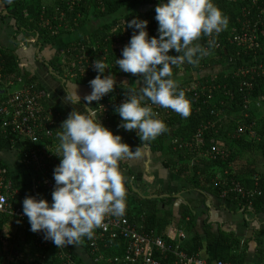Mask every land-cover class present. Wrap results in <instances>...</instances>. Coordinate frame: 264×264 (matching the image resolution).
<instances>
[{
  "label": "trees",
  "instance_id": "trees-1",
  "mask_svg": "<svg viewBox=\"0 0 264 264\" xmlns=\"http://www.w3.org/2000/svg\"><path fill=\"white\" fill-rule=\"evenodd\" d=\"M254 1L255 3H252L253 0H213V3L228 17V26L218 35H215V42L209 49V54L201 58L198 64L184 63L178 67L173 66L172 78L174 80L176 76L183 73L196 75L195 79L198 85L205 88L203 95H199L197 98L194 96V91L186 92L183 90L185 86L190 85L189 81L192 77L187 81L175 80L178 86L182 85L180 90L184 91L185 97L190 103V115L185 118L167 108L168 114L166 113L162 117V121L167 126V132L162 133L154 140L145 142L140 141L135 130L125 131L122 127H117L121 123V118L114 109L121 104L118 101L119 96L132 90L138 92V87H129L124 84L116 85L113 92L105 95L99 102H110L109 119L102 124L111 129L114 134L121 135L122 141L129 144L133 150L141 146H147L151 151L166 149L168 154L170 152L174 155V158H168L165 161L171 170H175L179 176L193 181L195 185L207 187L206 189H210L215 196H221L222 190L228 187L226 184H229V179L239 182L245 189H256L257 193L251 199L250 204H246L244 199L232 193H227L225 198L259 212L264 210V118H257L259 109L255 103L264 104V74L258 72L250 76L236 73L239 67L249 68L259 64L264 66V0ZM3 2L9 15L16 20L18 28H22L31 34H37L41 43L44 41L54 42L64 34L68 36L69 40L58 45L54 57L48 61V66L52 67L53 72L58 76V80L65 81L64 85L66 82H72L89 86L88 82L97 75V72L90 66L92 61L96 59L104 61L110 67L104 75L110 72L114 76L141 80L137 74L122 72L119 70V66L115 65L116 58H120L122 48L133 34L132 29L127 27V21L133 17L147 20L149 36H158L155 7L160 0H79L72 5L71 9L68 8L66 0H52L50 2L47 0H3ZM53 7H55L54 12H49ZM44 8L51 18L49 26H56L57 19H60L59 17L63 13L62 27L56 33H51L47 27L40 25ZM243 9L248 10L246 17L242 16ZM118 14L119 16H117ZM259 16L262 17L263 24L256 22ZM254 24H257V46L252 49H243L229 42L228 39L232 34L241 33L242 29H251ZM82 29L86 34L78 35ZM76 35L78 36L73 38ZM212 39L213 37L210 36V40ZM206 40L207 37L201 35L199 40L194 41V43H199L206 48L208 47ZM169 54L176 55L177 53L170 50ZM225 65H231L232 68L217 70L214 76H206V69L218 66L225 68ZM18 77L27 87L37 90L45 89L36 78L21 72L17 56L13 50L0 47V88H3V83L16 82ZM208 88L213 89L210 100L205 98ZM45 99L43 103H46ZM95 106L93 102L90 105L92 109ZM53 108L62 116L59 109L55 106ZM212 109L214 112H211ZM208 122L209 125L204 129L201 136V149L205 150L211 145H215L219 150L227 152L225 158L220 157V155L207 159L198 158L195 149L191 146L172 148L170 144L172 139L176 138L181 143H189L198 129ZM60 125L58 124V127L55 128L57 133L62 131L59 128ZM250 125L255 132L254 137L249 136L250 138H247V132L234 136L233 133L237 128L247 129ZM24 150L27 152L28 146ZM245 153L248 159L242 160ZM217 171L222 173L223 179L227 182L224 186L221 185L219 179L214 180ZM44 197L51 203V193L45 192ZM142 204H144L142 216L134 219V221L131 219L137 225L138 231L145 234L160 235L168 246L175 247L174 240L161 234L166 222L163 218L158 217L159 211L154 202L144 200ZM166 214L170 215V212ZM24 223L30 229L29 222ZM204 235L203 243L198 237H194L190 245L179 248L190 255H195L201 250L203 244L217 243L233 248L238 241L222 232L215 236L209 229L204 230ZM216 237L217 240H215ZM81 239L85 241L84 246L87 252L90 255L93 253L95 255L97 249L94 250L90 245L92 238L83 237ZM39 249L38 255H36L37 253L32 254L36 256L35 260L31 259L33 256L28 258L29 264H45L43 256L47 249L45 246ZM110 252L115 254L119 251L111 250ZM66 253L70 258L64 261L63 259L67 256L62 257L57 249L54 250L51 256V264H70V262L82 264L78 257L72 255L71 251H66ZM157 253L154 256L159 258L160 255ZM167 258L168 260H163L162 264L167 263V261H169L168 264H171L172 256ZM227 260L235 264H243L242 258L236 254H230Z\"/></svg>",
  "mask_w": 264,
  "mask_h": 264
},
{
  "label": "clouds",
  "instance_id": "clouds-1",
  "mask_svg": "<svg viewBox=\"0 0 264 264\" xmlns=\"http://www.w3.org/2000/svg\"><path fill=\"white\" fill-rule=\"evenodd\" d=\"M155 20L158 36L151 37L147 20L133 17L127 21L133 34L115 61L120 71L141 74L143 81L138 92L132 90L114 109L121 118L117 127L135 130L145 142L168 131L145 101L188 117L190 103L172 78L173 66L198 64L209 54L215 35L228 26V17L213 0H160ZM201 35L213 37L207 48L194 43ZM170 50L177 54L170 55ZM92 67L97 75L88 82L90 93L83 96L87 113L73 109L57 133L59 144L54 154L60 162L53 169L51 203L35 196H26L22 201L30 231L42 232L44 239L57 248L75 245L83 237L91 239L106 215L124 214L126 190L118 162L139 154L137 147L133 150L91 111V103L113 92L116 84L110 72L104 75L110 69L104 61L96 59ZM78 87L77 83H66L65 103L81 105Z\"/></svg>",
  "mask_w": 264,
  "mask_h": 264
},
{
  "label": "crops",
  "instance_id": "crops-1",
  "mask_svg": "<svg viewBox=\"0 0 264 264\" xmlns=\"http://www.w3.org/2000/svg\"><path fill=\"white\" fill-rule=\"evenodd\" d=\"M81 34L86 32L82 29L78 32V35ZM68 40V36L64 34L54 42L41 43L37 34L18 28L16 20L9 15L3 0H0V47L13 50L21 72L33 76L45 88L41 89L48 95L46 103L55 106L62 113L60 124L73 109L87 113L85 106L88 105L83 106L85 104L83 96L91 91L89 86L78 84L81 105L74 106L63 100L65 81L58 80L52 67L48 66V61L54 57L56 47ZM113 77L116 81L115 86L124 84L137 88L143 85L142 80L114 75ZM2 86L0 101H4L1 99H6L7 94L18 88V84L7 86L3 83ZM96 103L93 101L94 105ZM96 116L101 123L107 122L97 114ZM54 140L58 142V137H54ZM26 146L27 143L22 137L0 127V170H3L0 179L3 185L8 184L7 188L2 187L1 192L7 194L10 205L20 207L21 210L22 201L26 196L46 199L44 194L47 192L41 184L43 175L39 170L40 163L28 165L24 162ZM138 150V155L134 154L118 162L126 190V212L130 220L134 221L142 216L144 210L142 202L150 200L158 208V217L166 222L161 234L174 240L179 247L190 245L194 237H198L203 243L204 230L209 229L215 236L222 232L234 237L238 240L237 245L229 248L217 243L203 244L198 251L200 257L211 262L217 259L229 261L227 258L230 254H236L242 258L243 264H264V210L255 212L248 206L225 196H215L210 189H206L207 187L195 185L193 181L179 176L165 164L168 158H174L166 149L151 151L149 147L141 146ZM197 157L207 159L203 156ZM47 162L49 160H44V163ZM219 172L215 174L214 180L221 181L220 178H224ZM168 212L170 215L166 214ZM24 222H28V218L21 219L0 212V264H29L28 258L33 256L31 259L35 260L36 256L32 254H39V248L43 245L37 239L34 240L35 233L30 231ZM136 228L139 230L137 225ZM84 243L85 241L81 239L75 245L57 248L50 242L45 246L47 249L43 256L45 264H51V256L56 249L60 256H67L64 261L70 258L66 251H71L82 264H120L113 262V257L120 253L121 240L118 241L117 249L105 247L104 243L98 242L95 255L87 252ZM111 250L119 252L111 254Z\"/></svg>",
  "mask_w": 264,
  "mask_h": 264
},
{
  "label": "built area",
  "instance_id": "built-area-1",
  "mask_svg": "<svg viewBox=\"0 0 264 264\" xmlns=\"http://www.w3.org/2000/svg\"><path fill=\"white\" fill-rule=\"evenodd\" d=\"M102 1V0H98ZM69 9L72 5L79 2V0H66ZM252 3H255L253 0ZM242 16L248 15V10H242ZM41 17L40 25L47 27L51 33H56L60 27H62L61 13L60 19H57L56 26H49L51 18L48 14H44ZM55 19V17H52ZM257 23L263 24L261 16L258 17ZM257 24H254L251 29H242L241 33H235L228 39L230 43H234L243 49H252L257 46ZM210 41V36L207 37L206 42ZM207 48V47H206ZM92 66V63L90 64ZM260 72L264 74V66L259 64L257 66L239 67L237 74L253 76ZM141 74H137L140 76ZM194 82V81H193ZM18 84V88L7 94L4 101H0V127L3 130L10 131L22 137L27 143L29 149L23 154L24 162L28 165H36L40 163V169L42 171L43 179L41 184L44 189L52 193L54 188L53 180V169L59 164L60 158L55 155L57 151L58 142L54 140L57 136V130L55 128L60 124L62 116L55 112L53 106L48 103H43V100L48 95L45 91L32 89L23 85L20 77L17 78L16 82L9 81L6 83L7 86H13ZM182 85H179L181 89ZM204 86L198 85V82L190 83L189 86L183 88L184 91H194V96L199 98V95H203ZM213 90V89H212ZM212 90L208 88V93L205 96L206 100L212 99ZM130 93V92H129ZM129 93H123L119 96L118 101L123 102ZM113 101V100H111ZM149 106L152 107L153 111L157 114L156 118L162 120L164 114H168L167 108L159 107L158 105H152L150 102L145 101ZM92 112L102 118L103 121H108L110 113V102H97ZM211 112H214L212 109ZM209 122L202 125L198 132L193 136L189 143H181L178 139L174 138L170 141L172 148H182L191 146L195 149L196 156H203L212 158L220 155L225 158L227 152L219 150L217 146L211 145L208 149L202 148V133L207 128ZM251 131L253 133L251 134ZM247 132L248 136L254 137L255 132L252 125L248 126L247 129L239 127L233 133L234 136H239ZM162 135V134H161ZM49 162L44 163V160ZM3 170H0V173ZM226 172V171H225ZM221 177V176H220ZM221 185H225L227 182L221 177ZM229 184L226 189L222 190L221 196H226L227 193H232L235 196L242 198L246 201V204H250L251 199L255 195L256 189H245L241 184L233 179L228 180ZM2 187L7 188L8 184L3 185L0 179V212L12 214L21 219L27 218L23 214V210L20 207H13L8 203L7 194L1 192ZM255 188V187H254ZM35 238L38 242L46 246L51 241L45 240L42 232H35ZM121 240L120 253L113 257V262L120 264H162L163 260H167L168 256H172L171 264H233L232 262L217 259L215 261H208L198 254L190 255L183 251L178 245L175 247L168 246L160 235L145 234L137 230L136 225L129 219L126 207L125 212L121 216H114L108 214L104 217L101 226L97 227L93 231V237L90 245L94 250L97 249V243L102 242L105 247L112 249L118 248V241ZM158 252V253H157ZM155 253L159 254L157 258ZM169 262V261H168ZM165 263V264H168Z\"/></svg>",
  "mask_w": 264,
  "mask_h": 264
},
{
  "label": "rangeland",
  "instance_id": "rangeland-1",
  "mask_svg": "<svg viewBox=\"0 0 264 264\" xmlns=\"http://www.w3.org/2000/svg\"><path fill=\"white\" fill-rule=\"evenodd\" d=\"M48 2L52 1V0H47ZM46 8H44V14H48L45 10ZM48 9V8H47ZM54 9L55 7L51 8V10L49 12L53 13L54 12ZM43 11V10H42ZM119 16V14L117 15ZM76 34V33H75ZM232 66L231 65H225V68L224 66H218V67H215V68H209V69H206L205 70V73H206V76H214L217 72V70H229L231 69ZM190 77H192L191 81H189L190 83H194L196 81V75L192 76V75H189L187 73H183L182 75L180 76H176L175 77V80H180V81H187L188 79H190ZM195 79V80H194ZM194 81V82H193ZM12 90H14V88H12ZM261 103V102H260ZM259 102H256L255 103V106L258 107V112H257V118H264V104H260ZM253 133V131H251V134ZM247 137V136H246ZM247 138H250L249 136ZM244 159H248V156L247 154L245 153L242 160ZM169 231V229H167Z\"/></svg>",
  "mask_w": 264,
  "mask_h": 264
}]
</instances>
